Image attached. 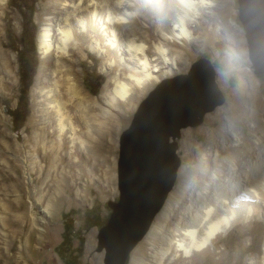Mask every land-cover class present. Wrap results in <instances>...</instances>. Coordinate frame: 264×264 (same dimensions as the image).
<instances>
[{
	"label": "rangeland",
	"instance_id": "obj_1",
	"mask_svg": "<svg viewBox=\"0 0 264 264\" xmlns=\"http://www.w3.org/2000/svg\"><path fill=\"white\" fill-rule=\"evenodd\" d=\"M49 1L9 0L5 19L0 23L3 26L0 44L9 55L12 71L11 77L4 78L0 86V254L11 250L9 255H14L17 261L21 258L23 264H104L105 254L97 252L98 233L112 213L108 204L119 200L120 137L131 125L142 102L165 82L188 75L191 66L200 59L212 63L216 83L226 99L224 105L206 115L202 124L181 132L177 140L181 160L177 181L152 230L167 209L173 216L178 203L188 199L190 185L199 172L207 167L213 175L220 168L213 164L217 155L222 154L220 164H227L229 158L247 153L246 146L232 142L229 132L233 126L248 138L253 126L242 122L240 113L233 121L234 109L217 116V123L210 129L204 128L217 112L242 95L253 98L250 100L255 104L264 103V75H256L250 62L246 32L239 20L238 0H226L229 8L235 9L229 25L236 33L230 35L221 28L212 34L213 24L208 23V19L203 20L201 26L194 25V40L187 43V49L181 44L172 48L175 54H185L184 66L171 78L151 88L134 111L115 127L113 149L107 162L103 157L94 156L92 150L86 153L79 147L72 150L69 147L65 158V151L55 150V143L41 135L45 115L41 114L42 106L38 104L42 99L35 96L42 63L37 41L39 20L42 8ZM151 20L155 18L152 16ZM154 31L156 35L157 30ZM21 54L26 62L25 71L30 74L26 84L21 78ZM88 57L90 60L81 64L82 73H78L84 79L85 90L97 97L107 77L100 71V60L92 53H88ZM99 148L103 153L107 151L105 146ZM208 148L213 150L211 155L206 153ZM149 233L131 253L128 264L160 263L154 254L155 250H160V242L153 243L154 249L150 251V244L146 245ZM140 250L142 255L138 256ZM218 252L223 253L220 256ZM203 255L199 264H250L253 258L256 264H262L264 215L258 213L246 222L235 224L227 233H220L214 246H208ZM186 262L191 263V258Z\"/></svg>",
	"mask_w": 264,
	"mask_h": 264
},
{
	"label": "bare ground",
	"instance_id": "obj_2",
	"mask_svg": "<svg viewBox=\"0 0 264 264\" xmlns=\"http://www.w3.org/2000/svg\"><path fill=\"white\" fill-rule=\"evenodd\" d=\"M8 4L9 0H0V23ZM234 14L226 0H50L42 8L37 40L42 63L34 91L42 99L38 104L45 115L41 135L55 143V150L65 151V158L69 147H79L107 162L115 127L151 88L184 66L185 54H175L172 48L181 44L187 49V43L194 40V25L201 26L206 19L213 24L212 34L221 28L235 34L229 25ZM88 53L100 60V71L107 77L97 97L85 90L78 73H82L81 64L90 60ZM0 63L1 86L12 75L9 55L1 44ZM90 64L94 66L92 61ZM220 80L224 83L221 76ZM250 99L242 95L217 112L204 128L210 129L217 116L234 109L231 119L240 113L242 122L252 124L253 132L247 138L232 126V142L246 146L247 153L229 158L227 164H220L222 154L217 155L213 164L220 168L213 175L207 167L199 172L188 199L178 203L173 216L167 209L152 228L146 245L152 251L153 243L160 242V250L154 251L159 264H188V258L189 264H199L220 233L258 213L264 215V103L258 105ZM100 146L107 151L101 152ZM212 152V148L206 149L207 155ZM9 252L0 254V262L24 263ZM253 259L250 264H256Z\"/></svg>",
	"mask_w": 264,
	"mask_h": 264
},
{
	"label": "water",
	"instance_id": "obj_3",
	"mask_svg": "<svg viewBox=\"0 0 264 264\" xmlns=\"http://www.w3.org/2000/svg\"><path fill=\"white\" fill-rule=\"evenodd\" d=\"M239 20L246 32L249 59L256 75H264V0H238ZM226 99L207 59L195 62L188 75L159 86L142 102L119 142V200L99 230L97 252L104 264H128L173 191L181 160V132L203 123Z\"/></svg>",
	"mask_w": 264,
	"mask_h": 264
},
{
	"label": "trees",
	"instance_id": "obj_4",
	"mask_svg": "<svg viewBox=\"0 0 264 264\" xmlns=\"http://www.w3.org/2000/svg\"><path fill=\"white\" fill-rule=\"evenodd\" d=\"M19 63H20V72H21V78H22V81L23 83H28L29 79H30V74L26 73V62H24V59H23V55L21 54L20 56V60H19Z\"/></svg>",
	"mask_w": 264,
	"mask_h": 264
}]
</instances>
